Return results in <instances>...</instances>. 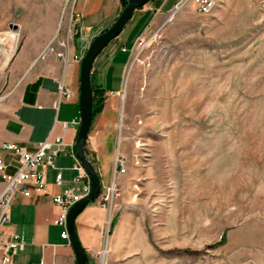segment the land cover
I'll return each mask as SVG.
<instances>
[{
  "label": "rangeland",
  "instance_id": "rangeland-1",
  "mask_svg": "<svg viewBox=\"0 0 264 264\" xmlns=\"http://www.w3.org/2000/svg\"><path fill=\"white\" fill-rule=\"evenodd\" d=\"M163 1L138 9L144 18L135 14L105 49L126 45L124 70L113 66L106 80L105 51L93 70L103 109L108 98L117 103L110 177L101 176L96 153L87 157L105 185L117 154L126 168L104 264H264V0H226L207 16L191 6L172 15L178 0L158 9ZM82 2L0 0V38L15 33L14 51L38 40L48 52L55 29L80 13L74 45L84 56L125 6L87 15ZM135 28L133 38L141 37L133 48ZM12 42L0 39V49L11 51ZM7 95L0 93V150ZM3 186L0 177V193ZM101 263L99 255L89 262Z\"/></svg>",
  "mask_w": 264,
  "mask_h": 264
},
{
  "label": "crops",
  "instance_id": "crops-1",
  "mask_svg": "<svg viewBox=\"0 0 264 264\" xmlns=\"http://www.w3.org/2000/svg\"><path fill=\"white\" fill-rule=\"evenodd\" d=\"M109 3L113 4L109 12H112L111 15L115 14L118 7L123 4L122 0H83L81 6L84 13L92 15L97 9L103 7L105 9ZM168 3H171V0H164L158 9L167 7ZM141 12L143 10H137L134 13L138 15V21L144 18L143 14H139ZM77 14L80 15V13ZM83 24L92 26L90 21ZM135 29L128 37L132 40L133 48L141 37L133 38V34L139 28ZM40 42L42 41L28 40L14 53L5 47L0 49L1 59L11 53L7 64L0 67V83L3 84V87L0 86V93L7 92V99L11 104L10 114L3 125L0 152L9 162L15 159L12 156L13 146H23L34 152L38 144L50 136L63 137L67 146L54 158V167H38V171L45 174L46 188L44 191H33L30 197L24 196L21 192L15 194L10 208V221L0 228V241L10 240L15 236L24 244V247L12 257L10 264H41V262L76 264V255L72 245L62 239V228L54 224L60 214V208L54 203L53 198L76 186L74 183L78 174L74 170L76 162L69 155V151L76 143L77 130L70 127L63 129V126L64 124L70 126L74 118L81 116L80 64L72 60L66 64L54 54L43 52L44 46ZM121 46H115L111 50H105V48L102 51H105V55L99 66L106 80L113 66L119 73V69L124 70L128 63L129 56L124 58L120 55V53H128V49L125 44ZM73 51L79 53L78 47L74 45ZM96 67L97 64H94V71ZM61 83L69 87L73 92V98L57 105ZM106 103L103 111L93 119L86 150L97 154L102 169V175L101 173L100 175L109 178V164L112 160L116 129V110L113 106L117 103L112 98H108ZM115 159L116 157L113 158L114 162ZM9 171L14 172L15 169L11 168ZM58 172L63 175L61 186L56 184ZM107 222V211L97 201L87 206L76 219V231L86 252L88 263L103 249ZM115 245L119 249V239L115 240Z\"/></svg>",
  "mask_w": 264,
  "mask_h": 264
},
{
  "label": "built area",
  "instance_id": "built-area-1",
  "mask_svg": "<svg viewBox=\"0 0 264 264\" xmlns=\"http://www.w3.org/2000/svg\"><path fill=\"white\" fill-rule=\"evenodd\" d=\"M226 0H178L173 7L172 15L177 14L180 10L187 6H191L200 15H211L220 10ZM79 14H71L69 19L61 22L57 28L55 37L48 45L47 51L62 59L66 64L71 60L81 64L83 55L73 51L74 33ZM2 42L4 46L10 34L5 33ZM136 43L135 46H137ZM6 47V46H5ZM10 51V50H9ZM73 92L64 83L59 86L57 105L65 100H71ZM64 124L63 129L68 127L77 130L81 125V116L74 118L70 124ZM63 137L50 136L45 141L38 144L37 150L31 152L23 146H15L12 150V156L15 158L12 161H7L3 155L0 156V177L3 182V189L0 193V228L10 221V208L13 204L15 194L21 192L24 196L30 197L32 192H41L46 188L45 174L38 171L39 166L54 167V158L57 157L66 148ZM119 149V146H118ZM69 155L74 158V170L77 171V176L74 180L75 187L65 190L63 193L54 196L53 201L60 208V214L54 221L56 226L62 228L61 237L63 240L70 242L68 232V214L71 208L83 198L87 197L92 191V181L86 173L80 162L77 160L76 146L72 145ZM122 161L117 154L115 159V167L112 177L108 185L101 182V192L97 202L106 209L109 218L113 211L115 198L118 196V180L121 175L126 173V168L121 163ZM14 168V172L9 170ZM56 184H63V175L58 172L56 176ZM24 247V244L17 238L13 237L10 240L0 241V264H10L12 257ZM107 248V247H106ZM105 248V249H106ZM104 252V251H103ZM103 252H99L97 256H102ZM41 264H45L41 262Z\"/></svg>",
  "mask_w": 264,
  "mask_h": 264
},
{
  "label": "water",
  "instance_id": "water-1",
  "mask_svg": "<svg viewBox=\"0 0 264 264\" xmlns=\"http://www.w3.org/2000/svg\"><path fill=\"white\" fill-rule=\"evenodd\" d=\"M154 0H122L125 6L116 22L106 31L96 36L85 53L80 64V94L79 105L81 114V125L77 131L76 155L86 173L92 181L91 193L76 203L68 214V232L70 242L76 255V264H89L87 255L79 240L75 222L79 215L91 203L96 202L101 192V181L97 170L90 162L86 153L87 139L94 119V92L92 73L98 56L107 46L116 39L132 20L135 11L150 4ZM16 30V29H15Z\"/></svg>",
  "mask_w": 264,
  "mask_h": 264
},
{
  "label": "trees",
  "instance_id": "trees-1",
  "mask_svg": "<svg viewBox=\"0 0 264 264\" xmlns=\"http://www.w3.org/2000/svg\"><path fill=\"white\" fill-rule=\"evenodd\" d=\"M126 1V0H125ZM92 81H93V92H94V117L95 115L101 113L103 107V93L102 90L100 88H97V86L95 85V73L93 71L92 73ZM88 154V152H86Z\"/></svg>",
  "mask_w": 264,
  "mask_h": 264
},
{
  "label": "bare ground",
  "instance_id": "bare-ground-1",
  "mask_svg": "<svg viewBox=\"0 0 264 264\" xmlns=\"http://www.w3.org/2000/svg\"><path fill=\"white\" fill-rule=\"evenodd\" d=\"M10 41H13L12 43H13V48H12V50H11V53L12 52H14V50H15V48H16V44H17V41H18V35L17 34H15V33H11V35L8 37V39L6 40V42L8 43V42H10ZM11 53H9V55H8V58H7V61H6V64H7V62H8V60H9V57L11 56ZM2 61L0 62V66L2 67L3 66V64L5 63V60L2 58L1 59ZM5 64V65H6ZM105 251L103 252V254H102V263L101 264H104V255H105Z\"/></svg>",
  "mask_w": 264,
  "mask_h": 264
}]
</instances>
